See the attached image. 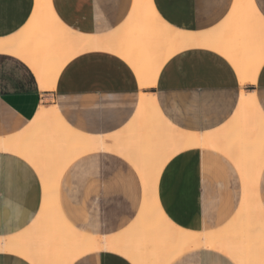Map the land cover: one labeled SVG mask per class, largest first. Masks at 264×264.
I'll use <instances>...</instances> for the list:
<instances>
[{
  "label": "crops",
  "instance_id": "crops-1",
  "mask_svg": "<svg viewBox=\"0 0 264 264\" xmlns=\"http://www.w3.org/2000/svg\"><path fill=\"white\" fill-rule=\"evenodd\" d=\"M234 1L151 0V4L158 17L176 30L210 32L227 21ZM251 1L264 20L260 11L264 0ZM49 3L58 23L72 35L120 37L139 31L142 41L147 38L146 63L155 62L163 53L162 42L152 41L151 29L137 24L134 0ZM35 11L36 0H0V39L27 37L37 20ZM51 37L58 49L55 63L67 53V38L54 30ZM216 52L206 47L177 52L161 66L155 86L141 89L136 73L119 55L87 51L65 63L51 91L41 90L36 74L23 60L0 53V139L48 140L49 136L60 140L59 130L37 120L41 109L55 107L69 127L106 137L109 143L133 118L141 93L154 95L164 117L184 131L205 133L221 128L234 115L242 91L254 93L264 114V61L254 84L242 85L232 64ZM121 157L112 152H89L74 159L62 173L57 202L78 231L110 237L136 219L142 185L136 170ZM257 197L264 210V167ZM42 199L43 186L33 166L17 154L1 151L0 237L17 236L29 228L40 212ZM158 201L167 218L183 229L209 232L233 221L235 230L242 225L237 216L242 201L240 176L228 158L210 148L181 152L168 161L159 177ZM260 232L262 235L263 229ZM214 250L186 252L169 264H234ZM0 264L29 263L16 255L0 254ZM71 264L132 263L115 252L101 251L83 255Z\"/></svg>",
  "mask_w": 264,
  "mask_h": 264
},
{
  "label": "bare ground",
  "instance_id": "bare-ground-1",
  "mask_svg": "<svg viewBox=\"0 0 264 264\" xmlns=\"http://www.w3.org/2000/svg\"><path fill=\"white\" fill-rule=\"evenodd\" d=\"M52 12L49 0H36L37 20L30 26L28 36L0 39V53L14 55L28 64L42 91L54 89L66 62L92 50L119 55L136 73L141 89L153 88L163 63L183 50L206 47L219 52L235 68L242 85L254 84L264 61V20L251 0H235L227 21L210 32L176 30L158 17L151 0H134L137 24L151 29L153 42H162L163 53L151 64L146 63L147 38L142 41L139 31L120 37L72 35ZM242 24L244 28H240ZM53 30L67 38V53L55 63L53 58L58 49L53 46ZM45 34L50 37L42 39ZM37 120L44 121L51 130H59L61 139L51 140L49 136L48 140L0 139V152L9 151L28 161L43 186L39 214L21 234L0 237V254L16 255L29 264H71L86 254L111 251L132 264H169L183 253L207 248L224 253L234 264H264V232L262 235L260 232L264 231V210L257 197L264 167V114L254 93L242 91L231 119L221 128L205 133L177 128L161 113L155 96L142 93L133 118L122 132L110 137L109 143L106 137L72 129L55 107L41 109ZM200 148L223 154L240 176L242 201L237 216L242 225L236 230L235 221L216 231L183 229L173 224L160 207L158 181L164 166L175 155ZM89 152L122 156L141 181L142 204L138 215L126 230L114 236L98 237L78 231L63 216L57 202L62 173L74 159Z\"/></svg>",
  "mask_w": 264,
  "mask_h": 264
},
{
  "label": "snow or ice",
  "instance_id": "snow-or-ice-1",
  "mask_svg": "<svg viewBox=\"0 0 264 264\" xmlns=\"http://www.w3.org/2000/svg\"><path fill=\"white\" fill-rule=\"evenodd\" d=\"M260 11H261L262 13H264V7H261Z\"/></svg>",
  "mask_w": 264,
  "mask_h": 264
}]
</instances>
